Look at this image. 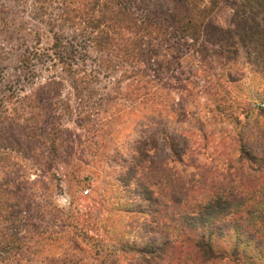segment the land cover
Masks as SVG:
<instances>
[{"label": "trees", "instance_id": "obj_1", "mask_svg": "<svg viewBox=\"0 0 264 264\" xmlns=\"http://www.w3.org/2000/svg\"><path fill=\"white\" fill-rule=\"evenodd\" d=\"M180 1L183 12L173 15L169 26L168 19L164 18L163 23L161 17L149 14L137 0H32V17L42 26L34 32V44L27 46L18 58L19 71L28 72L31 63L41 62L44 70L50 72L45 86L55 88L65 79L79 97L99 78H110L109 86L126 90L125 103L138 106L147 96L156 94L160 85L163 69L158 73L153 70L151 56L158 53L159 42L164 40H181L189 47L190 55L203 62L207 55L205 43L217 46L220 56L231 57L236 54L232 41L235 39L246 56L255 57L264 68V0H232L231 29L226 30L206 26L213 10L226 0ZM41 35L47 40L44 47L39 46ZM164 67L168 70L170 64L165 63ZM173 105L170 104L173 112L181 110V106L174 109ZM49 117L53 124L60 121L57 114ZM89 118L87 112L79 119V126L86 125ZM41 119H46V115H41ZM43 124L44 129L38 133L32 122L26 137H35L38 144L47 143L49 153L40 154L44 164L38 166L46 170V161L60 156L54 152L66 144L53 133L62 129L46 120ZM251 124L247 135L241 131V135L222 137L215 145L210 144L214 158L226 156L220 169L211 164L204 166L196 160V154L185 155L191 145L194 150L205 151L208 136L202 129L193 135L191 145L188 138H171L164 131L140 134L134 139L115 170L116 209L111 219L104 220L113 240L108 249L94 240V261L264 264L263 109ZM157 140L167 147L163 156L155 155ZM223 143H227L226 147ZM2 150L15 153L10 147ZM188 165L192 171L184 174ZM11 185L14 186L12 181L5 184L8 188ZM4 188L0 187V196L6 200L0 199V223L6 221L3 218L11 205L16 206V219L27 223L28 219L19 214V197ZM17 189L14 186L15 192ZM7 194L12 196L11 202L7 201ZM81 216L75 219L85 223V228H94L91 222L86 224L89 217L85 215L82 220ZM5 235L0 229V246L9 243Z\"/></svg>", "mask_w": 264, "mask_h": 264}, {"label": "rangeland", "instance_id": "obj_2", "mask_svg": "<svg viewBox=\"0 0 264 264\" xmlns=\"http://www.w3.org/2000/svg\"><path fill=\"white\" fill-rule=\"evenodd\" d=\"M31 1L0 0V153H5L0 156V187L8 188L5 184L11 181L17 185V192L12 185L7 190L15 198L17 194L22 205L19 214L28 219L27 223L16 219V206H10L7 212L11 215H5L6 221L0 223L9 239L7 246H0V264H99V260L94 261L92 245L96 240L108 249L113 240L104 220L111 219L116 209L115 170L130 143L140 134L159 131L171 138L186 137L190 143L202 129L208 136L205 151L194 150L190 143L185 155L196 154L204 166L220 169L226 156L214 158L210 144L251 131L255 115L264 110V68L255 57L246 56L235 39L236 54L231 57L220 56L217 46L205 43L203 62L190 55L181 40L169 39L159 42L158 53L151 56L153 70H163L156 94L147 96L143 103L127 105L126 90L109 86L110 78H99L79 97L65 79L55 88L45 86L50 72L41 62L31 63L28 72L19 71L18 58L34 44V32L42 26L32 17ZM137 2L149 14L161 17L163 23L168 19L169 26L173 24L171 17L183 12L180 0ZM231 2L219 4L206 26L231 29ZM38 42L44 47L47 40L41 35ZM165 63L172 70L163 68ZM172 103L174 109L181 106V110L173 112ZM87 112L90 121L80 127L79 119ZM54 114L60 116L56 125L48 118ZM43 120L62 129L53 133L66 144L54 152L60 156L46 161V170L38 166L44 164L40 154L49 153L47 143L38 144L35 137H26L32 122L41 132ZM4 147L15 153L3 151ZM155 151V155L163 156L167 147L157 140ZM190 171L192 166L188 165L184 174ZM0 199L6 202L2 196ZM11 200L9 196L7 201ZM77 213L82 220L89 217L86 224L91 222L94 228L80 224L81 220L75 219Z\"/></svg>", "mask_w": 264, "mask_h": 264}]
</instances>
